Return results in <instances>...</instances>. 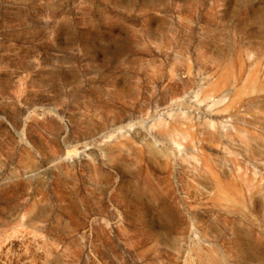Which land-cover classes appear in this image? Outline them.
I'll return each instance as SVG.
<instances>
[{
  "label": "rangeland",
  "instance_id": "1",
  "mask_svg": "<svg viewBox=\"0 0 264 264\" xmlns=\"http://www.w3.org/2000/svg\"><path fill=\"white\" fill-rule=\"evenodd\" d=\"M0 264H264V0H0Z\"/></svg>",
  "mask_w": 264,
  "mask_h": 264
},
{
  "label": "bare ground",
  "instance_id": "2",
  "mask_svg": "<svg viewBox=\"0 0 264 264\" xmlns=\"http://www.w3.org/2000/svg\"><path fill=\"white\" fill-rule=\"evenodd\" d=\"M261 164V163H260Z\"/></svg>",
  "mask_w": 264,
  "mask_h": 264
}]
</instances>
